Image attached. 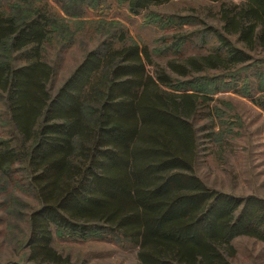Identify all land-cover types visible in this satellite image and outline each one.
I'll return each instance as SVG.
<instances>
[{
    "label": "trees",
    "instance_id": "trees-1",
    "mask_svg": "<svg viewBox=\"0 0 264 264\" xmlns=\"http://www.w3.org/2000/svg\"><path fill=\"white\" fill-rule=\"evenodd\" d=\"M66 1L78 16L82 4L105 0ZM119 1L138 15L173 0ZM53 21L42 7L23 18L0 9V99L11 132L0 138V181L38 203L26 215L23 256L6 264H77L55 235L128 242L139 264H234V238L264 243V198L210 187L196 172V121L213 117L211 94L229 84L194 77L231 72L264 51V0L222 3L214 52L161 66L122 36L88 51L55 92L57 68L43 54Z\"/></svg>",
    "mask_w": 264,
    "mask_h": 264
},
{
    "label": "rangeland",
    "instance_id": "rangeland-1",
    "mask_svg": "<svg viewBox=\"0 0 264 264\" xmlns=\"http://www.w3.org/2000/svg\"><path fill=\"white\" fill-rule=\"evenodd\" d=\"M238 1L173 0L138 15L119 0L100 1L97 7L87 2L81 5L78 16L67 14L65 7L70 6L66 0H0V9L23 18L42 7L53 16L43 54L57 68L50 86L55 92L88 51L107 43L118 46L122 36L126 42L147 46L154 63L161 66L171 58L214 52L219 44L210 28H220L223 2ZM183 35L189 36L187 43L177 45V37ZM252 56L231 72L210 71L194 76L212 78L218 86L223 81L229 84L211 94L213 117L196 121L200 136L196 172L210 187L237 196L254 194L264 198V108L255 101L260 97L264 100V90L260 89L264 88V51L258 49ZM15 58L17 64L24 62L19 54ZM147 68L153 73L155 66ZM9 129L6 107L0 99V138L10 137ZM18 174L25 182L23 174ZM2 182L0 264H6L23 256L25 249L20 241L27 229L26 215L29 207L38 203L33 192L2 187ZM232 242L237 250L234 264H264L263 242L244 235ZM53 244L77 264H139L136 246L110 236L83 239L55 235Z\"/></svg>",
    "mask_w": 264,
    "mask_h": 264
}]
</instances>
